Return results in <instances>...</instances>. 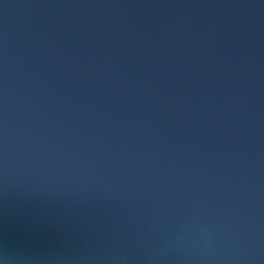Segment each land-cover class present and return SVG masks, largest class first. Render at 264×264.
I'll return each instance as SVG.
<instances>
[{"label":"water","instance_id":"water-1","mask_svg":"<svg viewBox=\"0 0 264 264\" xmlns=\"http://www.w3.org/2000/svg\"><path fill=\"white\" fill-rule=\"evenodd\" d=\"M0 264H264V0H0Z\"/></svg>","mask_w":264,"mask_h":264}]
</instances>
